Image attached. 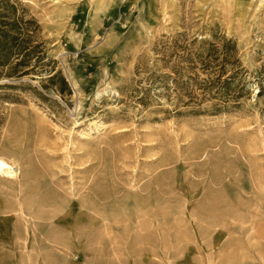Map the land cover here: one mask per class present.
I'll return each instance as SVG.
<instances>
[{"label":"rangeland","instance_id":"rangeland-1","mask_svg":"<svg viewBox=\"0 0 264 264\" xmlns=\"http://www.w3.org/2000/svg\"><path fill=\"white\" fill-rule=\"evenodd\" d=\"M9 1L47 59L0 79L17 86L0 88V264H264V0ZM219 36L246 71L239 109L138 100Z\"/></svg>","mask_w":264,"mask_h":264},{"label":"trees","instance_id":"trees-1","mask_svg":"<svg viewBox=\"0 0 264 264\" xmlns=\"http://www.w3.org/2000/svg\"><path fill=\"white\" fill-rule=\"evenodd\" d=\"M17 8L15 2L0 0V79L22 78L41 72L43 61L47 59L44 42L36 37L39 30L36 19L26 18L24 10L17 14ZM179 49L182 53H173L179 62L171 72L150 78L143 88L138 98L143 105L150 99V88L155 87L157 93H165L173 102L172 112L177 116H218L240 108L248 87L234 39L219 36L197 47L180 46ZM56 79L60 93L69 90L59 72L48 77L52 83ZM257 79L256 97H264V63ZM16 87L12 83L0 84V88Z\"/></svg>","mask_w":264,"mask_h":264},{"label":"bare ground","instance_id":"bare-ground-1","mask_svg":"<svg viewBox=\"0 0 264 264\" xmlns=\"http://www.w3.org/2000/svg\"><path fill=\"white\" fill-rule=\"evenodd\" d=\"M80 136L83 137L84 135L81 134ZM0 175L6 178H13L16 176L14 167L2 157H0Z\"/></svg>","mask_w":264,"mask_h":264}]
</instances>
